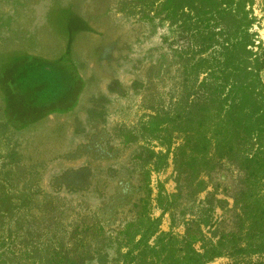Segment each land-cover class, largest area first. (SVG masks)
Here are the masks:
<instances>
[{
  "label": "rangeland",
  "instance_id": "obj_1",
  "mask_svg": "<svg viewBox=\"0 0 264 264\" xmlns=\"http://www.w3.org/2000/svg\"><path fill=\"white\" fill-rule=\"evenodd\" d=\"M166 1L0 0V264H134L124 254L152 228L176 255L197 229L212 244L241 236L236 161L175 156L172 120L205 78L222 94L250 82L264 106V66L248 75L264 0ZM158 233L153 260L167 253ZM230 247L204 264L264 261L254 243Z\"/></svg>",
  "mask_w": 264,
  "mask_h": 264
},
{
  "label": "trees",
  "instance_id": "obj_2",
  "mask_svg": "<svg viewBox=\"0 0 264 264\" xmlns=\"http://www.w3.org/2000/svg\"><path fill=\"white\" fill-rule=\"evenodd\" d=\"M167 2L169 0L164 3V8ZM211 38L212 35L208 37L210 40ZM197 39L200 42L205 41L201 33H198ZM248 43L250 44L247 35H244L239 44L242 53L246 55L250 54L246 50ZM229 59L226 57L224 62L227 64ZM241 62L247 67L246 57ZM251 63V69L255 73L245 74H251L254 81H257V72L264 66V49L261 50L259 58L255 57ZM249 83L235 85L226 94H222L223 79L220 84L212 82L211 78H205L197 84L198 92L193 93L195 97L189 105L182 112L176 113L172 120L175 125L184 127L178 130L183 133V137L181 144L175 148V156L177 153L183 154L186 150L196 154L210 148L216 160L236 161L242 172L241 190L238 194L240 199L239 202H235L240 212L239 221L245 226L241 236L233 232L223 234L215 244H212L205 240L197 229L194 234L186 233L182 242L187 250L182 251L184 253L181 255H176L175 251L178 250L174 247V237L158 233L156 228H152L149 232L138 234V239L132 244L133 247L124 254L129 255L132 253L131 250L136 249L137 254L130 260L134 259L136 261L134 264H204L219 256L218 248L224 242L231 243L230 257H234V254L244 256L250 253L248 249L253 243L258 250L252 253L264 254V194L261 195L264 192V106H256L252 99L253 92L248 88ZM260 97L264 100V92ZM189 159L194 160L193 156ZM258 186L262 188L259 187L257 190ZM129 226L126 224L124 231ZM156 233H158L156 242L161 236H166L167 242L160 244L159 247L160 251L167 253L162 258L156 254V260H153L145 257V254L148 251L155 253L157 244L154 242V246L149 247L147 240ZM235 238H240V243H236ZM197 242L200 246L195 250L192 246ZM254 264H264V261Z\"/></svg>",
  "mask_w": 264,
  "mask_h": 264
}]
</instances>
